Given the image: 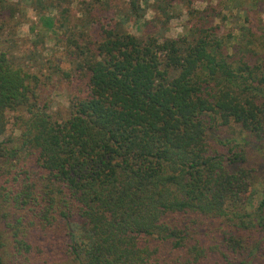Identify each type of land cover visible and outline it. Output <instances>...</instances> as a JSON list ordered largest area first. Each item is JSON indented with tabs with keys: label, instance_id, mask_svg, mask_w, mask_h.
<instances>
[{
	"label": "trees",
	"instance_id": "1",
	"mask_svg": "<svg viewBox=\"0 0 264 264\" xmlns=\"http://www.w3.org/2000/svg\"><path fill=\"white\" fill-rule=\"evenodd\" d=\"M193 1L176 38L175 0L90 2L67 38L76 93L52 120L44 82L2 39L14 17L0 0V139L11 114L21 131L0 140V264H264L249 156L264 153V0ZM149 9L164 16L146 22Z\"/></svg>",
	"mask_w": 264,
	"mask_h": 264
},
{
	"label": "rangeland",
	"instance_id": "2",
	"mask_svg": "<svg viewBox=\"0 0 264 264\" xmlns=\"http://www.w3.org/2000/svg\"><path fill=\"white\" fill-rule=\"evenodd\" d=\"M34 1L35 0H7V3L3 7L5 20H8L11 15L14 17V20L12 21V26L4 30L2 39L12 40L14 47L11 46L10 51L15 60L17 59V63L23 64L30 72L37 73L44 82L45 86L41 87V96L47 104L46 112L50 118L52 120L64 119L68 116L70 111L68 95L71 94V92L76 93L70 85V76H66L68 73H73L72 59L69 55L71 48L67 38L69 32L73 30V22L81 17V13L85 12L87 7L89 8L90 2H95L96 0H69V2H71V5L67 7L69 8V15L64 12V8L67 4L59 9L50 8L40 11L35 9L33 5ZM127 1L128 0H113L115 5L122 4L123 6H126ZM175 1L176 3H174L173 9L170 11L172 17L163 34L168 38H176L184 33V26L189 10L186 7L187 0ZM152 2L153 0H149L150 4ZM205 6L206 3L194 0L191 2L190 10L201 11ZM63 13L64 17H71V23L66 21L64 24L60 25ZM235 13L236 11L232 12V14ZM41 16H52V18H56V25L52 30H46V27L40 25ZM162 16L164 15L161 11L155 12L153 9H149L145 13L144 19L148 22L152 18L160 19ZM215 24H218L220 27L219 31L221 34L233 32L235 37L239 35V32L234 29L236 27L235 23L225 22V25H223V23H220L219 19H217L215 20ZM239 24H242L241 21ZM137 27L138 26L128 24L126 28H128L129 32L132 34L137 35ZM148 28V30H155L151 25ZM17 115L18 114L15 113L9 116L6 131L0 139L4 145H9L10 147L19 146L21 142V131L16 123ZM250 149L251 147H249V150ZM249 152V156L252 158L253 156H257L256 158L254 157L253 160L261 165L262 171V173H260V180L256 181L254 185L256 194L253 199V204H257L262 199L264 193V153L259 152L255 155V150L252 149ZM205 232L209 233L208 231Z\"/></svg>",
	"mask_w": 264,
	"mask_h": 264
}]
</instances>
